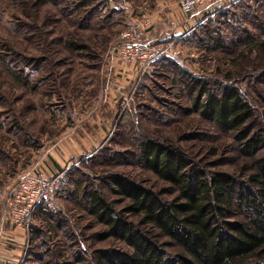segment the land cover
Masks as SVG:
<instances>
[{
	"label": "rangeland",
	"instance_id": "obj_1",
	"mask_svg": "<svg viewBox=\"0 0 264 264\" xmlns=\"http://www.w3.org/2000/svg\"><path fill=\"white\" fill-rule=\"evenodd\" d=\"M178 2L0 0V193L33 174L54 186L46 202L61 215L32 221L40 204L17 223L0 201V264H94L98 250L111 258L122 245L99 239L79 204L85 187L118 202L108 179L118 174L173 197L135 162L140 137L179 147L205 171L238 174L247 159L235 135L199 117L189 84L237 88L253 113L245 130L264 139V0H229L188 17ZM126 30L178 54L131 66L119 51Z\"/></svg>",
	"mask_w": 264,
	"mask_h": 264
},
{
	"label": "trees",
	"instance_id": "obj_2",
	"mask_svg": "<svg viewBox=\"0 0 264 264\" xmlns=\"http://www.w3.org/2000/svg\"><path fill=\"white\" fill-rule=\"evenodd\" d=\"M205 37L208 47L212 39ZM220 42L213 40L211 46L224 49ZM188 88L196 93L195 112L231 131L247 164L236 175L220 169L208 172L200 162L189 163L169 142L138 138L135 162L166 184L173 197L165 200V190L154 191L118 174L108 178L109 193L118 202L85 187L79 204L100 226L99 239L122 245L111 258L107 250L95 251L94 264H264V139L245 130L252 110L235 87L218 93L198 83ZM80 186L77 182V190ZM48 209V202L42 203L32 221L49 213L61 216Z\"/></svg>",
	"mask_w": 264,
	"mask_h": 264
},
{
	"label": "built area",
	"instance_id": "obj_3",
	"mask_svg": "<svg viewBox=\"0 0 264 264\" xmlns=\"http://www.w3.org/2000/svg\"><path fill=\"white\" fill-rule=\"evenodd\" d=\"M228 1L179 0L178 4L179 8L188 17V13H194L198 8L222 5ZM153 19L152 17H148V21ZM119 39L121 41L119 51L123 55L122 59L131 64V66L136 62L140 66H143L145 63L149 65L157 61L160 57H170L178 54L176 47L168 45L169 47L166 48L162 44H155L147 38L140 39V34H135V32H129L128 30L120 33ZM53 188L54 186L50 185L43 178L33 174H24L17 181L15 188L8 190L7 196L0 193V201L3 203L6 199V202L12 207L10 212L13 214V219L19 223L21 220H28L31 216L30 214L37 206L49 199Z\"/></svg>",
	"mask_w": 264,
	"mask_h": 264
},
{
	"label": "crops",
	"instance_id": "obj_4",
	"mask_svg": "<svg viewBox=\"0 0 264 264\" xmlns=\"http://www.w3.org/2000/svg\"><path fill=\"white\" fill-rule=\"evenodd\" d=\"M115 60H116V59L114 58V62H115ZM114 65H115V64L113 63L112 66H114ZM116 66H117V68H119V66H118L117 64H116Z\"/></svg>",
	"mask_w": 264,
	"mask_h": 264
}]
</instances>
